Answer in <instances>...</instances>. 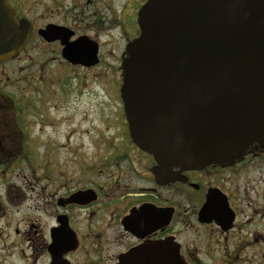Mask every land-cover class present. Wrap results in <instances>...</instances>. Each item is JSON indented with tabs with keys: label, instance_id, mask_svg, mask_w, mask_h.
Wrapping results in <instances>:
<instances>
[{
	"label": "flooded vegetation",
	"instance_id": "flooded-vegetation-1",
	"mask_svg": "<svg viewBox=\"0 0 264 264\" xmlns=\"http://www.w3.org/2000/svg\"><path fill=\"white\" fill-rule=\"evenodd\" d=\"M148 1L7 0L17 21L28 22L29 38L15 59L0 62V168L22 157L26 138L17 119L24 110L10 91L22 84L26 92L47 55L56 66L90 70L121 41L122 62ZM47 27L49 41L39 34ZM80 38L96 44V66L63 58ZM17 62L25 66L15 71ZM115 121L119 136L49 174L48 236L30 237V223L22 237L0 238L15 251L1 249L0 264H121L125 256L127 264H264V149L254 144L240 159L200 169L175 166L158 179L153 158L131 141L124 110Z\"/></svg>",
	"mask_w": 264,
	"mask_h": 264
},
{
	"label": "water",
	"instance_id": "water-1",
	"mask_svg": "<svg viewBox=\"0 0 264 264\" xmlns=\"http://www.w3.org/2000/svg\"><path fill=\"white\" fill-rule=\"evenodd\" d=\"M137 23L119 95L131 141L153 158L158 179L175 166L200 169L240 159L254 144L264 149V0H149ZM28 32L0 0V62L19 55ZM39 34L49 41V27ZM63 58L99 62L87 38Z\"/></svg>",
	"mask_w": 264,
	"mask_h": 264
},
{
	"label": "rangeland",
	"instance_id": "rangeland-1",
	"mask_svg": "<svg viewBox=\"0 0 264 264\" xmlns=\"http://www.w3.org/2000/svg\"><path fill=\"white\" fill-rule=\"evenodd\" d=\"M118 42L111 55L107 54L109 48L102 50V63L90 70L56 66L46 61L47 55L33 67L36 81L26 92L19 93L25 88L22 84L10 91L14 97L18 95V107L24 110L23 119L20 114L17 119L22 128L26 127L22 129L26 138L21 153L27 155L23 153L12 164L0 168V238L22 237L30 223L37 227L32 230L36 234L30 237L46 238L49 174L57 175L65 166L88 158L99 139L104 144L121 133L115 121L123 110L119 95L122 43ZM22 66L25 62L11 65L15 71ZM15 226L19 235L14 232ZM10 243L0 245V250L15 253Z\"/></svg>",
	"mask_w": 264,
	"mask_h": 264
},
{
	"label": "bare ground",
	"instance_id": "bare-ground-1",
	"mask_svg": "<svg viewBox=\"0 0 264 264\" xmlns=\"http://www.w3.org/2000/svg\"><path fill=\"white\" fill-rule=\"evenodd\" d=\"M62 146L64 147V145L62 144Z\"/></svg>",
	"mask_w": 264,
	"mask_h": 264
}]
</instances>
